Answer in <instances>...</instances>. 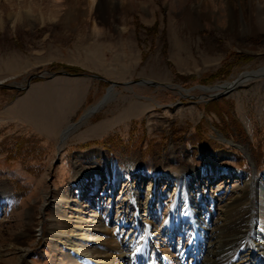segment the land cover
<instances>
[{
    "label": "rangeland",
    "instance_id": "rangeland-1",
    "mask_svg": "<svg viewBox=\"0 0 264 264\" xmlns=\"http://www.w3.org/2000/svg\"><path fill=\"white\" fill-rule=\"evenodd\" d=\"M87 1L0 0V264H81V252L49 239L55 209L83 228L95 213L114 218L136 174L146 195L159 171L153 232L165 258L191 235L189 221L180 232L171 216L180 193L168 182L173 169L201 174L196 184L187 173L188 195L210 206L212 221L222 213L209 193H240L254 170L264 181V77L233 91L198 89L264 68V27L248 33L235 0L231 20L226 0H201V15L195 0H107L102 19L88 18ZM59 72L72 76L50 78ZM109 164L125 173L116 185L103 179ZM130 229L121 234L132 237ZM197 254L189 248L185 262Z\"/></svg>",
    "mask_w": 264,
    "mask_h": 264
},
{
    "label": "bare ground",
    "instance_id": "bare-ground-1",
    "mask_svg": "<svg viewBox=\"0 0 264 264\" xmlns=\"http://www.w3.org/2000/svg\"><path fill=\"white\" fill-rule=\"evenodd\" d=\"M235 1V6L238 8L237 12H239L240 17L246 23L248 33L251 35L255 33L256 29L254 27H264V0ZM225 2L230 14H232L229 18L231 20V17L232 19L234 18L235 11L231 2L228 0ZM100 3L106 5L107 0L87 1L88 18H103L99 9ZM202 5L201 0H195L191 10L195 11L196 15H201L199 10ZM193 20L191 16L187 17L188 23H191L190 26H192L193 23L191 21ZM240 48L248 52L252 51L242 45H240ZM263 74L264 68L241 76L232 82L224 83L214 89L201 88L200 91L203 93H209L216 89L233 91ZM112 91L113 89L110 88L107 93L110 95ZM105 103L106 97L89 107L85 111L81 122L101 110ZM75 128L76 125L69 129ZM63 137L65 138L66 135L64 134ZM134 170H136L134 162L127 164V172ZM223 170L226 175L231 173L229 167H225ZM158 172L156 169L153 170L152 175L149 177L150 183L147 190L150 193L146 192V195L140 194L139 190L134 187L135 181L140 178L136 174L133 182L130 181L129 198L116 204V216L112 218L111 215L105 216L103 215L104 213H95L92 215L91 225L88 228L81 226L83 222L79 217H75V220L71 221L69 218L66 219L65 216H59L58 210L55 209V215L50 219L49 239L55 244L59 243L67 247L70 251L81 252L77 255L81 260V264H264V181L259 179L256 170H254L253 177L244 182V188L240 193L233 192V194H229L228 190L225 189L219 196H216V193L208 194L207 197L209 200L211 199V204L215 205V208L222 213L221 219L212 221L208 211L210 206L204 203L202 206L197 205L196 202L194 203V198L188 195L187 182L189 177L187 173L191 172L196 184L202 178L201 174L194 169L191 170L184 167L173 169L171 172L173 175L167 176L168 182H175L180 193L178 194L179 201H176L171 211V216L175 217V219L178 218L179 222L174 224L179 228L180 232L186 228L184 221H189L191 235L188 239V246L186 248L183 246L175 248L176 254H172L168 258L161 256L154 246L156 244L153 232L156 216L154 188L158 179ZM102 176L104 180L116 185L120 178L125 176V173L123 174L115 165L110 166L109 164L108 172L106 174L103 173ZM97 180L95 179L96 184ZM181 190H185V192L181 193ZM62 201L63 199H58L56 205ZM91 206L95 208L96 203L93 201ZM203 210L204 212H202ZM113 222L115 228L120 227V230L110 229L109 224ZM126 226L133 231L132 237L121 234ZM80 231L89 232L93 238L78 239ZM89 244H91L92 249L90 246L88 247ZM77 247L86 249H78ZM189 248L194 251L197 250L198 254L195 258L192 256L193 260L191 261L193 262L186 263L185 259L188 256L186 252H188ZM205 249L210 254H215V257L207 258V263L204 260L202 261L204 258H201ZM19 250L21 251L19 261L22 263L26 250L23 248H19Z\"/></svg>",
    "mask_w": 264,
    "mask_h": 264
},
{
    "label": "water",
    "instance_id": "water-1",
    "mask_svg": "<svg viewBox=\"0 0 264 264\" xmlns=\"http://www.w3.org/2000/svg\"><path fill=\"white\" fill-rule=\"evenodd\" d=\"M57 75H64V76H72V75H70L69 73H66V72H62V73H55V74H51L50 75V78H52V77H54V76H57ZM38 77H41V76H38ZM261 77H264V74L262 75V76H260L259 78H261ZM140 83H142V84H145V85H148V84H150L149 82H145V81H141ZM166 87V86H165ZM167 88V87H166ZM200 88H202V87H198V89H200Z\"/></svg>",
    "mask_w": 264,
    "mask_h": 264
}]
</instances>
